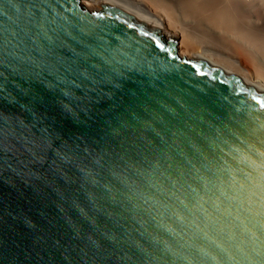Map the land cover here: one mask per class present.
<instances>
[{"label": "water", "instance_id": "95a60500", "mask_svg": "<svg viewBox=\"0 0 264 264\" xmlns=\"http://www.w3.org/2000/svg\"><path fill=\"white\" fill-rule=\"evenodd\" d=\"M176 44L0 0V264H264V91Z\"/></svg>", "mask_w": 264, "mask_h": 264}, {"label": "bare ground", "instance_id": "6f19581e", "mask_svg": "<svg viewBox=\"0 0 264 264\" xmlns=\"http://www.w3.org/2000/svg\"><path fill=\"white\" fill-rule=\"evenodd\" d=\"M100 1L81 3L97 10ZM103 1L177 37L178 54L200 55L264 91V0Z\"/></svg>", "mask_w": 264, "mask_h": 264}, {"label": "rangeland", "instance_id": "374dc122", "mask_svg": "<svg viewBox=\"0 0 264 264\" xmlns=\"http://www.w3.org/2000/svg\"><path fill=\"white\" fill-rule=\"evenodd\" d=\"M102 1H103V0H101V1L99 2V4H98V6H99V7H101V5H100V4L102 3ZM164 35L166 36V34H165V33H164ZM174 38L177 40V37H174Z\"/></svg>", "mask_w": 264, "mask_h": 264}]
</instances>
